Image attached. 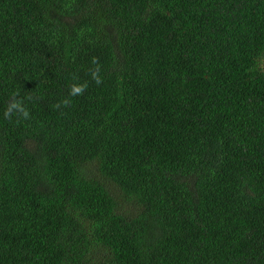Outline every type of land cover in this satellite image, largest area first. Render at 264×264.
Segmentation results:
<instances>
[{"label": "trees", "instance_id": "1", "mask_svg": "<svg viewBox=\"0 0 264 264\" xmlns=\"http://www.w3.org/2000/svg\"><path fill=\"white\" fill-rule=\"evenodd\" d=\"M0 264H264V0H0Z\"/></svg>", "mask_w": 264, "mask_h": 264}, {"label": "clouds", "instance_id": "2", "mask_svg": "<svg viewBox=\"0 0 264 264\" xmlns=\"http://www.w3.org/2000/svg\"><path fill=\"white\" fill-rule=\"evenodd\" d=\"M74 91L75 92H79V91H81V89L80 88H75Z\"/></svg>", "mask_w": 264, "mask_h": 264}]
</instances>
